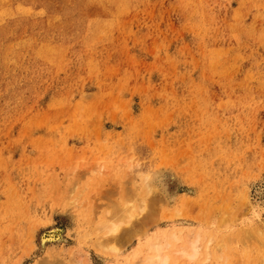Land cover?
<instances>
[{"label":"rangeland","instance_id":"1","mask_svg":"<svg viewBox=\"0 0 264 264\" xmlns=\"http://www.w3.org/2000/svg\"><path fill=\"white\" fill-rule=\"evenodd\" d=\"M124 196L150 211L96 247ZM257 212L264 0H0V264H137L214 228L251 264Z\"/></svg>","mask_w":264,"mask_h":264},{"label":"bare ground","instance_id":"2","mask_svg":"<svg viewBox=\"0 0 264 264\" xmlns=\"http://www.w3.org/2000/svg\"><path fill=\"white\" fill-rule=\"evenodd\" d=\"M148 180V179H147ZM150 181V180H149ZM152 184V183H151ZM151 184L149 185V183H145L144 182V185L146 187H144V189L146 190L145 192L148 191V194L154 192V190L152 189H155V188H152L150 187ZM154 187V186H153ZM153 191V192H151ZM150 192V193H149ZM155 193V192H154ZM147 194V193H146ZM247 194V193H246ZM154 195V194H153ZM139 196V195H138ZM145 197V196H144ZM143 197V198H144ZM125 199V196L122 197V199ZM121 199V201H122ZM248 200V198H247ZM246 202V201H245ZM108 203V202H107ZM111 202H109L110 204ZM119 203V202H117ZM244 203V202H243ZM108 204V205H109ZM113 204V205H112ZM110 204L108 207V213L106 214V216L99 222H97V226H95V228L91 229V231H95L94 235H98L96 233L98 232H102V234L100 233V235L96 236L97 237H101V239H103V236L105 241L107 240V236L106 235H112L113 238H112V241H115L116 238L119 239V237H121V234L120 236L117 234H119L123 228L125 226H131V225H134L136 223L135 219L139 216L140 212L144 211L145 210H148L150 211V209L148 208L147 209V204H145V200L141 199L140 200V205H137L136 203L133 202V200H130V199H125L124 202H121L120 204H114V202ZM230 204V203H229ZM241 205V204H240ZM243 205V204H242ZM146 207V208H145ZM244 207H245V204H244ZM226 209V212L228 211L227 210V206L225 207ZM224 210V209H222ZM147 211V213L149 214V212ZM213 211V210H212ZM225 211V210H224ZM223 211V212H224ZM226 212L224 213L225 217L221 218L222 220L223 219H226L223 222L222 226L225 225V221H227L228 219V215L226 214ZM229 214V212H227ZM235 213V212H234ZM233 213V214H234ZM238 213V212H237ZM241 213V212H240ZM259 213L257 212V214L252 217L253 219L251 220V223L250 220H249V225H248V229L246 230V228H244L245 230H243V232L241 233L242 236L241 240H239L240 244H243L244 245V240H247L250 241L249 239H251L252 242H248V247L249 249H251V247L249 246L251 243H254L255 244V241L253 242V240H256L258 242V244L261 245L258 246V250H249L251 251L250 254V259L251 261L253 260V262L251 264H264V244H263V241H264V231L262 230V227L264 226L263 224H261V217H260V214L258 215ZM147 214H145V217L147 218L148 216H146ZM150 215V214H149ZM250 216V215H249ZM140 217V216H139ZM138 217V218H139ZM227 217V218H226ZM244 217V216H243ZM142 218H143V215H142ZM239 218V217H238ZM248 218V217H247ZM234 219V216L233 218L231 217V221L232 223H234L236 220H233ZM138 220L137 222H139L141 220L139 219H136ZM146 220V219H145ZM209 220V219H208ZM246 220V219H245ZM260 220V221H259ZM210 221V220H209ZM220 221V220H219ZM211 222V221H210ZM210 222H207L206 223H210ZM244 222V221H243ZM220 223L216 224V226L218 225L219 227L221 226ZM228 223V222H227ZM245 223V222H244ZM142 224H145L144 222ZM182 224V223H181ZM186 224V223H185ZM213 223H210V225H212ZM137 225V224H135ZM215 225V224H214ZM246 225V224H245ZM261 225H263L262 227H260ZM142 226V225H141ZM209 226V225H208ZM221 226V227H222ZM226 226V225H225ZM238 226V225H237ZM135 227V226H133ZM137 227V226H136ZM140 227V226H139ZM234 227V226H233ZM133 229V228H132ZM143 229V228H142ZM182 229V228H181ZM232 229V228H231ZM239 229V228H238ZM134 230V229H133ZM137 230H139L137 228ZM90 231V232H91ZM135 231V230H134ZM206 231V230H205ZM236 231V230H235ZM105 232V235H103V233ZM129 232V231H128ZM127 232V233H128ZM190 232V233H189ZM188 233H185L183 232V230H175L169 237L170 239H167L165 237H156L154 239L151 240L149 246H148V249H145L146 250V253L144 254V256L142 257V259L139 261L137 260V264L140 263V264H196L195 261L200 258V257H203L204 260H203V263L204 264H217V262H219L218 264H221V257L222 255L220 253H222L220 250H222L223 247L226 246V242L225 240L229 239L227 237L224 238V235H219L217 236V233L220 232V231H215V228H214V231L210 233V237H208V239H205V238H202L200 235H198V232L197 234H193L192 231H189ZM195 232V231H194ZM195 232V233H196ZM233 232V231H232ZM126 233V232H125ZM126 233V234H127ZM183 233V234H182ZM206 233V232H205ZM209 233V232H208ZM221 233V232H220ZM230 233V231H229ZM202 234V233H201ZM237 235V231L235 233ZM263 234V235H262ZM136 235V234H135ZM181 235H185V237H180ZM208 235V234H207ZM227 235V234H226ZM229 235V234H228ZM125 235H122L121 238H123ZM166 236V235H165ZM205 236V234H204ZM232 236V235H231ZM235 236V235H234ZM51 238L54 239V235H51L50 236ZM236 237V236H235ZM232 238L233 240L235 239ZM95 238V237H94ZM50 239V238H49ZM52 239V240H53ZM98 239V238H97ZM96 239V240H97ZM115 239V240H113ZM231 239V241H232ZM43 240V239H42ZM218 240V241H217ZM261 240V242H260ZM45 241V240H44ZM43 241V242H44ZM94 241V240H93ZM100 239H98V241H95L96 243V247H103V245L107 242L103 241L102 243V240L100 241ZM111 241V240H110ZM111 241V242H112ZM149 241V240H148ZM217 241V242H216ZM229 240H227L228 242ZM105 242V243H104ZM213 242H216V246L214 248H211V244ZM230 242V241H229ZM102 243V245H101ZM113 243V242H112ZM149 243V242H148ZM225 243V244H224ZM97 244H99L100 246H97ZM236 244V242H235ZM253 244L252 247H254L255 245ZM146 245V244H145ZM144 245V246H145ZM247 245V244H246ZM245 245V246H246ZM236 246V245H235ZM244 246V247H245ZM257 246V244H256ZM262 246L263 250L260 251V247ZM114 247V246H113ZM103 248H107L104 247ZM229 248V247H228ZM256 248V247H254ZM144 249V248H143ZM214 249H216V251H214ZM232 249V248H231ZM236 249V248H235ZM144 250V251H145ZM218 250V251H217ZM225 250V249H224ZM223 250V251H224ZM229 250V249H228ZM114 251V250H113ZM231 251V250H230ZM143 252V251H142ZM219 254V256L217 257V254ZM227 252V250H226ZM247 252V251H246ZM223 254V253H222ZM225 256V254H223ZM238 255V253H237ZM236 255V257H237ZM141 257V256H140ZM232 257V256H231ZM239 257V256H238ZM237 257V258H238ZM249 257V256H248ZM225 258V257H224ZM229 258V256H228ZM233 258V257H232ZM223 259V258H222ZM202 260V259H200ZM200 260H199V264H202L200 263ZM226 261V260H225ZM237 261V259L235 260ZM234 261V262H235ZM239 261V260H238ZM237 261L236 264H238L239 262ZM47 263V261H45ZM233 262V263H234ZM241 262V261H240ZM247 262V261H246ZM249 262V260H248ZM41 263V262H40ZM43 263V262H42ZM50 263H54V262H50ZM50 263H47V264H50ZM231 263V262H230ZM136 264V263H134ZM223 264V262H222Z\"/></svg>","mask_w":264,"mask_h":264}]
</instances>
